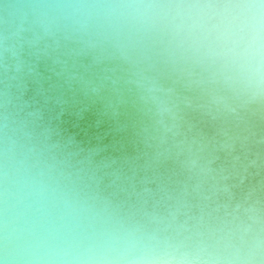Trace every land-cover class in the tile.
Masks as SVG:
<instances>
[{"label": "clouds", "instance_id": "1", "mask_svg": "<svg viewBox=\"0 0 264 264\" xmlns=\"http://www.w3.org/2000/svg\"><path fill=\"white\" fill-rule=\"evenodd\" d=\"M41 55L92 107L36 100ZM114 104L177 180L119 173L102 138L65 130ZM253 111L264 0H0V264H264V178L224 175L188 134L192 113Z\"/></svg>", "mask_w": 264, "mask_h": 264}, {"label": "water", "instance_id": "2", "mask_svg": "<svg viewBox=\"0 0 264 264\" xmlns=\"http://www.w3.org/2000/svg\"><path fill=\"white\" fill-rule=\"evenodd\" d=\"M46 59L41 55L37 62L33 82L36 100L52 116L61 118L68 110L81 112L92 107L79 86L73 89L64 86L63 79L53 71V68L58 71V66H53L51 61L45 63ZM65 130L83 142L102 138L94 142L102 147L108 145L106 154L117 161L113 167L129 176L135 172L137 181L146 179L151 187L179 178L164 156L154 159L137 147L136 116L126 112L123 104H114L107 116L103 111L98 112L94 120L80 123L76 128L66 124ZM188 134L205 146L204 154L215 158L214 166L222 168L224 175L245 176L253 182L264 178V144L260 143L264 135V113L253 111L214 123L192 113L188 119Z\"/></svg>", "mask_w": 264, "mask_h": 264}]
</instances>
